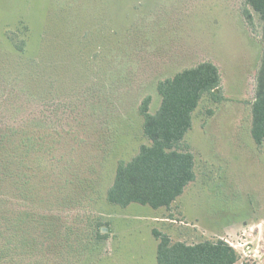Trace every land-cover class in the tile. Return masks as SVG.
I'll use <instances>...</instances> for the list:
<instances>
[{"label": "rangeland", "instance_id": "1", "mask_svg": "<svg viewBox=\"0 0 264 264\" xmlns=\"http://www.w3.org/2000/svg\"><path fill=\"white\" fill-rule=\"evenodd\" d=\"M262 25L245 0H0V264H157L154 230L264 264ZM206 61L225 101L204 96L183 139L195 180L169 208L110 204L149 144L143 101L155 114L159 82Z\"/></svg>", "mask_w": 264, "mask_h": 264}, {"label": "trees", "instance_id": "2", "mask_svg": "<svg viewBox=\"0 0 264 264\" xmlns=\"http://www.w3.org/2000/svg\"><path fill=\"white\" fill-rule=\"evenodd\" d=\"M245 1L263 22L264 45V0ZM244 14L252 24L251 12L246 9ZM158 92L162 100L155 114L149 110L150 96L140 106L149 144H143L131 161L118 163L114 182L107 192V201L112 205L126 207L137 203L154 209L169 208L195 180V157L183 145L192 127L193 113L204 96L215 104L225 101L220 69L211 61L160 81ZM251 113L252 137L261 146L264 143V50ZM24 143L32 148L35 140L29 138ZM153 235L159 240L157 264H258L241 263L236 250L221 240L187 245L172 243L168 236L156 230Z\"/></svg>", "mask_w": 264, "mask_h": 264}, {"label": "built area", "instance_id": "3", "mask_svg": "<svg viewBox=\"0 0 264 264\" xmlns=\"http://www.w3.org/2000/svg\"><path fill=\"white\" fill-rule=\"evenodd\" d=\"M240 246H242V248H243V250L241 252L242 259L245 258V257L246 258H254L252 256H255V255H253V251L250 249V246H248V244L246 246L245 244L240 243ZM233 249H235V248H233ZM253 263H256V262H253Z\"/></svg>", "mask_w": 264, "mask_h": 264}]
</instances>
